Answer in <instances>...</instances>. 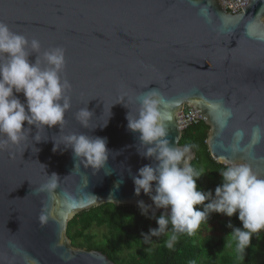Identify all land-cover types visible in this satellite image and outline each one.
<instances>
[{"label":"water","instance_id":"95a60500","mask_svg":"<svg viewBox=\"0 0 264 264\" xmlns=\"http://www.w3.org/2000/svg\"><path fill=\"white\" fill-rule=\"evenodd\" d=\"M221 1L0 0V22L41 44L39 53L28 47L30 61L39 56L46 68L44 51L65 50L60 75L71 85L61 127L25 122V139L0 150V264H116L74 246L69 221L107 203L143 201L151 215L167 211L149 195L137 196L133 180L141 167L158 163L142 155L147 146L126 119L129 112L138 117L141 97L152 90L163 100L158 108L171 146L185 147L178 114L188 105L209 127L206 143L215 161L248 164L264 178V0H241L243 10L234 12ZM15 95L26 103L23 93ZM83 108L92 112L87 127L77 118ZM256 128L261 139L254 143ZM237 130L244 136L234 150ZM74 133L106 138L103 168L85 166L64 144ZM189 155L191 165L196 154ZM52 173L60 178L49 191L44 186Z\"/></svg>","mask_w":264,"mask_h":264},{"label":"clouds","instance_id":"9594fccd","mask_svg":"<svg viewBox=\"0 0 264 264\" xmlns=\"http://www.w3.org/2000/svg\"><path fill=\"white\" fill-rule=\"evenodd\" d=\"M29 46L33 52H40L38 40L29 42L27 37L12 32L8 25L0 22V54H6L7 59L6 63H0V135L6 137L0 141V150L8 143L19 145L25 139V131H30L25 128V122L37 129L41 126L61 127L65 113L71 107L70 98L65 95L71 87L70 82L60 75L66 66L65 50L56 47L44 51L43 61L47 67L42 68L39 56L35 62L30 61ZM15 93H23L26 103L21 102ZM161 103L160 95L152 90L141 97L138 117L132 118L130 112L126 116L128 129L138 132L139 140L147 146L142 155L158 162L155 167L145 165L138 170V175L133 178L135 194L139 196L143 192L150 196L156 208L167 210L156 218L158 228L150 229L143 237L160 235L169 223L175 233L191 235L212 213L228 217L238 214L243 227H234L230 221L228 227L232 232L228 236L236 240L238 249L243 251L251 244L253 234L264 231V178H259L248 164L221 161L226 170L219 171L223 183L215 188V195L212 190H198L197 180L206 173L203 169L196 172L190 165L192 157L189 153L193 145L183 148L171 146L164 116L158 108ZM224 112L226 117L231 116L230 110L224 109ZM91 116L92 112L87 108L77 114L84 127L88 126ZM226 123L227 120L221 127ZM243 136L242 130L234 133L237 142L233 145L234 150H239ZM252 139L254 143L261 139L259 128L253 130ZM64 144L85 166L99 170L106 165L109 156L106 138L74 133L65 137ZM58 147L56 144L53 151ZM50 178L44 186L49 191L57 187L60 177L52 173ZM196 205H203L202 210H198ZM138 207L142 215L148 216L150 205L139 201ZM176 239L173 234L167 241V247L171 249Z\"/></svg>","mask_w":264,"mask_h":264},{"label":"trees","instance_id":"16d2710c","mask_svg":"<svg viewBox=\"0 0 264 264\" xmlns=\"http://www.w3.org/2000/svg\"><path fill=\"white\" fill-rule=\"evenodd\" d=\"M201 122L182 130L180 145H193L191 148L196 157L191 163L194 171L203 169L204 174L197 180L198 190L207 192L223 183L220 170L225 165L215 161L208 151L206 139L209 127ZM208 179L209 184L205 185ZM207 203V201L205 202ZM202 210L203 205L195 206ZM161 214L148 216L141 214L138 206L103 204L82 211L75 215L68 224L67 234L72 244L87 250H97L107 255L116 264H264L259 257L256 238L264 239V231L253 234L251 244L243 251L231 236L232 225L242 228L238 214L228 217L220 213H212L208 220L201 224H214L219 231L216 238H198L196 231L175 233L171 223L158 236L143 237L150 229L158 228L156 218ZM151 217V218H150ZM93 228L104 229L101 235L91 234ZM177 236L173 247H167L171 236ZM227 245V246H226Z\"/></svg>","mask_w":264,"mask_h":264},{"label":"built area","instance_id":"2783aa9c","mask_svg":"<svg viewBox=\"0 0 264 264\" xmlns=\"http://www.w3.org/2000/svg\"><path fill=\"white\" fill-rule=\"evenodd\" d=\"M241 0H222L223 7L227 10V12H234L237 7L241 8ZM179 115V124L181 129H185L190 125L198 124L204 122V118H201V115H197L195 109L185 105L184 109L178 114Z\"/></svg>","mask_w":264,"mask_h":264},{"label":"rangeland","instance_id":"374dc122","mask_svg":"<svg viewBox=\"0 0 264 264\" xmlns=\"http://www.w3.org/2000/svg\"><path fill=\"white\" fill-rule=\"evenodd\" d=\"M205 181V185L209 184L208 179L204 180ZM104 232V229H100V228H93L92 230L89 231V233L91 234H97V235H101ZM197 233V237L198 238H216L217 236H219V231H216L214 229V224H200L199 228L196 230ZM258 249H259V257L260 258H264V239L263 238H256L255 241Z\"/></svg>","mask_w":264,"mask_h":264},{"label":"snow or ice","instance_id":"6c2138e0","mask_svg":"<svg viewBox=\"0 0 264 264\" xmlns=\"http://www.w3.org/2000/svg\"><path fill=\"white\" fill-rule=\"evenodd\" d=\"M210 107H212L213 110H218V109H219V106H218V105H212V106H210Z\"/></svg>","mask_w":264,"mask_h":264}]
</instances>
